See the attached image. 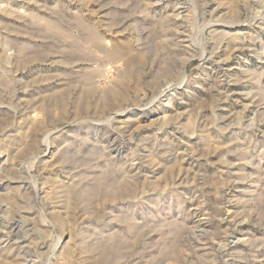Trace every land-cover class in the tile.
Returning a JSON list of instances; mask_svg holds the SVG:
<instances>
[{
  "label": "rangeland",
  "instance_id": "1",
  "mask_svg": "<svg viewBox=\"0 0 264 264\" xmlns=\"http://www.w3.org/2000/svg\"><path fill=\"white\" fill-rule=\"evenodd\" d=\"M48 263L264 264V0H0V264Z\"/></svg>",
  "mask_w": 264,
  "mask_h": 264
},
{
  "label": "bare ground",
  "instance_id": "2",
  "mask_svg": "<svg viewBox=\"0 0 264 264\" xmlns=\"http://www.w3.org/2000/svg\"><path fill=\"white\" fill-rule=\"evenodd\" d=\"M59 242H57V246H58ZM49 264V263H48Z\"/></svg>",
  "mask_w": 264,
  "mask_h": 264
}]
</instances>
